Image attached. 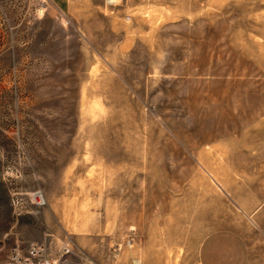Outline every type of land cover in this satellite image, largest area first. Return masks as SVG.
Wrapping results in <instances>:
<instances>
[{
  "label": "rangeland",
  "instance_id": "rangeland-1",
  "mask_svg": "<svg viewBox=\"0 0 264 264\" xmlns=\"http://www.w3.org/2000/svg\"><path fill=\"white\" fill-rule=\"evenodd\" d=\"M219 229L264 264V0H0V264H198Z\"/></svg>",
  "mask_w": 264,
  "mask_h": 264
},
{
  "label": "crops",
  "instance_id": "crops-1",
  "mask_svg": "<svg viewBox=\"0 0 264 264\" xmlns=\"http://www.w3.org/2000/svg\"><path fill=\"white\" fill-rule=\"evenodd\" d=\"M249 247L243 235L231 229L207 234L197 251L198 264H248Z\"/></svg>",
  "mask_w": 264,
  "mask_h": 264
},
{
  "label": "built area",
  "instance_id": "built-area-1",
  "mask_svg": "<svg viewBox=\"0 0 264 264\" xmlns=\"http://www.w3.org/2000/svg\"><path fill=\"white\" fill-rule=\"evenodd\" d=\"M43 252L44 250L41 248H33L29 252V256L27 258L17 255L16 264H56V262L53 263L49 259L39 260V258L43 256ZM69 252L70 250L67 249L65 254H69Z\"/></svg>",
  "mask_w": 264,
  "mask_h": 264
}]
</instances>
